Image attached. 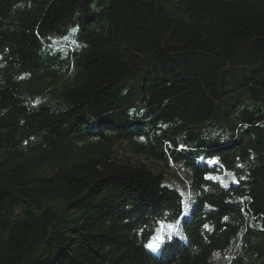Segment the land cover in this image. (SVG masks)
I'll return each instance as SVG.
<instances>
[{
  "label": "trees",
  "instance_id": "1",
  "mask_svg": "<svg viewBox=\"0 0 264 264\" xmlns=\"http://www.w3.org/2000/svg\"><path fill=\"white\" fill-rule=\"evenodd\" d=\"M168 171L197 198L155 255ZM229 251L264 264V0H0V264Z\"/></svg>",
  "mask_w": 264,
  "mask_h": 264
},
{
  "label": "rangeland",
  "instance_id": "2",
  "mask_svg": "<svg viewBox=\"0 0 264 264\" xmlns=\"http://www.w3.org/2000/svg\"><path fill=\"white\" fill-rule=\"evenodd\" d=\"M174 170L176 171V169H174ZM172 176H173V178H172ZM169 180H171L173 183H176V185H173L172 183L170 184ZM220 181H223V184L229 185V184L233 183V177L230 176L229 174H227V175L222 176L220 178ZM163 182H164L165 185H168L169 187H172V188L176 189L179 192V194L181 195L182 201L185 202L184 207H185L188 215L182 221V223L180 225H178V230L173 235V238L176 237V238H178L181 241H185L186 238H185V234L183 232V226H184V222L191 217V214L193 212L194 205L196 203V198H197L196 197L197 196L196 192L191 186V181H190V177H189L188 173L183 174L181 171H179V172H177V174H172L171 172L168 171V175H166V177L163 180ZM223 184L221 183L222 187H224ZM151 240H152V238L150 239V241ZM166 242H169V241H166ZM147 250L152 252L148 248H147ZM152 253L157 255L159 253V251L152 252ZM228 256L233 257L234 256L233 252L232 251L227 252L225 256H223L222 258L220 257L221 259H220L219 262L221 264H229V263H227V259H226V257H228Z\"/></svg>",
  "mask_w": 264,
  "mask_h": 264
},
{
  "label": "snow or ice",
  "instance_id": "3",
  "mask_svg": "<svg viewBox=\"0 0 264 264\" xmlns=\"http://www.w3.org/2000/svg\"><path fill=\"white\" fill-rule=\"evenodd\" d=\"M143 139V138H142ZM204 158L201 157V160ZM209 163H218V161L212 160L209 161ZM237 167H242V165H237ZM230 176L233 177V183L238 184L240 179H244L245 177L241 176L239 179L235 177L233 173H229ZM205 179L211 180V181H220V178L218 176H213L211 174H208L205 176ZM220 183L223 184V181H220ZM224 187H227V184H223ZM181 209L178 214L177 219L175 220L174 223H166V222H159V226L155 229V234L152 237V240L145 245L146 248L151 250L152 252H157L161 250V246L166 243V241H171L173 238V235L177 232L178 230V225L182 223V221L187 217L188 213L184 207L185 202L181 201ZM208 225L205 224L204 228L208 229Z\"/></svg>",
  "mask_w": 264,
  "mask_h": 264
}]
</instances>
